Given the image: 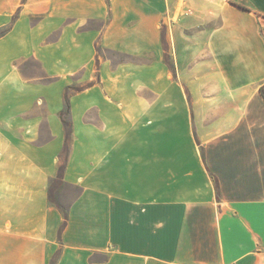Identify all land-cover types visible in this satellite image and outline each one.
<instances>
[{
	"label": "crops",
	"instance_id": "1",
	"mask_svg": "<svg viewBox=\"0 0 264 264\" xmlns=\"http://www.w3.org/2000/svg\"><path fill=\"white\" fill-rule=\"evenodd\" d=\"M264 0H0V264H264Z\"/></svg>",
	"mask_w": 264,
	"mask_h": 264
},
{
	"label": "trees",
	"instance_id": "2",
	"mask_svg": "<svg viewBox=\"0 0 264 264\" xmlns=\"http://www.w3.org/2000/svg\"><path fill=\"white\" fill-rule=\"evenodd\" d=\"M261 92H262V94H263V96H264V87L262 88Z\"/></svg>",
	"mask_w": 264,
	"mask_h": 264
},
{
	"label": "built area",
	"instance_id": "3",
	"mask_svg": "<svg viewBox=\"0 0 264 264\" xmlns=\"http://www.w3.org/2000/svg\"><path fill=\"white\" fill-rule=\"evenodd\" d=\"M183 1H187V0H183Z\"/></svg>",
	"mask_w": 264,
	"mask_h": 264
}]
</instances>
